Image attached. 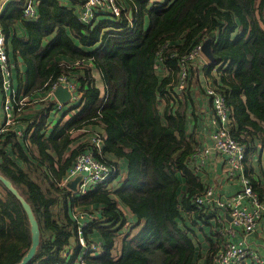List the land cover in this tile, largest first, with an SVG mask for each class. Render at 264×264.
Masks as SVG:
<instances>
[{
	"label": "trees",
	"instance_id": "obj_1",
	"mask_svg": "<svg viewBox=\"0 0 264 264\" xmlns=\"http://www.w3.org/2000/svg\"><path fill=\"white\" fill-rule=\"evenodd\" d=\"M45 1L37 21L25 22L28 38L13 40V55L26 65L28 89L67 74L79 83L78 101L61 111L49 131L45 120L55 106L42 101L27 144L14 145L18 160L5 154L9 138L0 145V174L30 204L39 224V244L27 264H73L79 258L88 264H214L215 243L224 245L228 219L211 221L223 215L220 208L194 201L204 181L188 160L203 115L191 84L201 67L205 81L223 93L233 117L229 133L258 157L257 170L251 164L245 169L264 202V0H118L120 15L99 10L104 17L90 25L58 0ZM75 1L80 7L82 0ZM20 8L1 15L2 31L21 18ZM210 31L213 60H188L185 86L178 90L182 59ZM75 60L84 62L75 66ZM94 66L105 98L94 83ZM200 91L206 95L205 82ZM85 126L90 133H75ZM81 152L117 166L85 193L62 183ZM74 210L97 215L82 227L85 245L77 238ZM30 240L25 210L0 181V264L19 261ZM93 242L101 248L90 254L85 247Z\"/></svg>",
	"mask_w": 264,
	"mask_h": 264
},
{
	"label": "built area",
	"instance_id": "obj_2",
	"mask_svg": "<svg viewBox=\"0 0 264 264\" xmlns=\"http://www.w3.org/2000/svg\"><path fill=\"white\" fill-rule=\"evenodd\" d=\"M81 5L82 10L79 18L84 22L91 21L98 10H105L114 15H120L123 10L122 4L118 0H82ZM22 13L27 17H37L35 0H25ZM202 55L203 52L199 43L182 59L176 82L178 90H181L185 86L187 76L186 62ZM83 62V60L74 61L77 66ZM60 83L64 84L71 92V97L68 101L78 98L77 94L72 93V90L76 88L75 84L64 75H60L52 81L46 80L40 87V89H43L42 93L36 91L33 96L31 93L18 94L12 85V62L8 56L5 36L0 28V143L3 136L8 132L26 136L31 129L32 118L21 120L19 118L20 114L24 113L25 108L34 102L53 99L54 89ZM205 92L211 100L212 114L209 121L211 127H209L206 136L207 143H197L188 161L195 171L204 172V164L207 159L209 161L211 150H214L221 156V162H219L223 166L226 179L233 182L237 181L239 185L236 191L223 197L220 195L215 197L212 184L208 183L205 185L203 193L197 194L194 197V201L198 205L214 203L222 211L223 215L221 216H230L228 223L222 228L229 238L213 256V263L264 264V255L254 251L246 244V236L259 227L260 218L264 215V203L259 200L245 169L248 164L249 151L243 142H240L229 133L233 117L231 115V108L227 105L223 93L217 90L211 84V81L206 82ZM100 95L105 98L104 91ZM55 105L57 108L62 107V103L58 101L55 102ZM20 124L25 125V127L23 129L19 128ZM93 142L97 146L101 143L98 134L93 136ZM116 172L117 166L99 161L94 157L92 152H81L70 166L62 183L66 184L67 181L80 174V180L77 182L76 190L73 192L85 193L90 187L103 182ZM73 217L76 221L78 241L81 245H85L86 241L81 236L82 227L91 219L97 218V215L93 212L85 213L74 210ZM218 218L219 215L216 219ZM98 244L93 242L90 245H86L85 248L90 247L89 253L94 254L95 251L101 248ZM73 264L88 263L79 258Z\"/></svg>",
	"mask_w": 264,
	"mask_h": 264
},
{
	"label": "crops",
	"instance_id": "obj_3",
	"mask_svg": "<svg viewBox=\"0 0 264 264\" xmlns=\"http://www.w3.org/2000/svg\"><path fill=\"white\" fill-rule=\"evenodd\" d=\"M19 1H21V0H0V17H1V15L13 14L17 8H20ZM58 1H59L61 6L65 7V9L71 10L72 12H75L77 15V19L81 20L79 18V15H80V12L82 10V5H80V7H79V5L77 4V2L75 0H58ZM41 2H46V1L45 0H35V9H36L38 15H39V4ZM20 9H22V8H20ZM99 12H101V11H99V10L96 11L93 19L91 21L85 22V23L86 24L89 23V25L92 23L94 24L98 21V19L104 17L103 15L100 16ZM128 12L131 13L130 10ZM38 15L35 18H31V17L24 16L22 13L21 18L14 20L11 24L9 23L10 25L8 26V31H6V30L4 31V29H3V31L1 30L5 36V42H6V47H7V51H8V56L12 62V85L18 94L35 93L36 91H38L39 93H42V91H40V86L36 87V88L28 89L29 83L25 77L26 65L19 57L17 58V60H15L14 55H13V47H14L13 40L14 39H26V38H28V32H27V29L25 27V22H27V23L28 22H36ZM114 16H118V15H114ZM82 22H84V21H82ZM0 28H3L2 24H0ZM55 35H56L55 32H52L51 34L47 35L43 41L44 42H46L47 40L49 41V39L53 38ZM61 58L68 59V60L73 59L72 56H68V55H63ZM200 58H202V57H200ZM209 61L210 60L207 57H206V59H203V62L205 64L208 63ZM91 70H92V75L94 77V83L99 88V92L101 94V92L104 91L105 87H104V82L102 80L99 69L94 66L91 68ZM197 73H199V76L197 75V78H194L193 79L194 82L191 84V90L194 94L195 99L197 100V106L198 107L196 108V111L198 113H200V115H203V119H201V117H200L199 121L196 124V127H198V133L200 135L199 141L197 143H207L206 136H207L209 127H211V124L209 122L210 119H208L210 117V115L212 114L211 100H210L209 96L205 95L204 93H201L200 88L204 82L206 84V82H208L210 80L207 79L205 81V78H207V75L205 73H203V68L199 67V70L197 71ZM63 75L66 76V78L69 81L74 83L75 86H76V84L79 85V83H77L69 75H67V74H63ZM72 93H75V90H72ZM51 101L54 102L55 107L51 109V111L48 113V116L46 117L45 125L48 126L47 131H49L51 129V127L53 126V123H54L53 121L59 117V114L62 113L64 110H66L70 107H73V104L78 101V98L76 100H73V101H67L65 103H62V107H60V108H57L55 105V102L57 101L56 99L53 98ZM40 103H41L40 101L34 102L30 106H28L27 110L24 112V114L26 116H29L32 118V122H33V118L35 116L36 108L38 107V105ZM71 110H72V112L76 113L78 111V108L75 107L74 109H71ZM207 116H208V118H207ZM68 117H69V114H66L64 118L66 119ZM18 127L23 129L25 127V125L20 124ZM31 128H32V126H31ZM205 128H206V130H205ZM85 129L87 130V126L80 128V129H77L75 131V133L82 132ZM87 131H89V130H87ZM89 133H90V131H89ZM25 137L26 136L15 135V134H13V132L6 133L2 138V141L5 138H9L5 143V145L7 146V151H5V154L7 156L13 158V159L18 160L17 156H16V151L14 149V145H26L27 141H26ZM2 141L0 144L1 146H2ZM259 147L261 150L262 144H258V148ZM262 151L263 152H262L261 157H260V162L262 164H264V148L262 149ZM191 155H192V153H191ZM248 157H249V159H247V162H248L247 165L251 164L254 167V169L257 170L258 169V159H257L258 157L255 156L252 153V151L251 152L249 151ZM220 160H221V156L219 154H217L214 150H211V152L209 153V161L207 159L206 163L204 164L205 165L204 166L205 171L201 172V174L203 175L202 179L204 181V187L208 183L215 184L214 185L215 193H218L221 197H223L226 194H229V193L236 191V189L239 187V185H238L237 181L233 182V181H229L226 179L224 172H223V166L220 167L219 171L217 170V164L221 162ZM122 168H123V165H120L119 169L121 170ZM261 182L264 184V178L263 177H261ZM262 186H264V185H262ZM217 217H218V215H217ZM215 219H216V216H214V219L211 217V221H213ZM246 242H247L246 244L248 247H250L254 251L258 252L259 254L264 255V215L260 218L259 227L254 232H252L246 236Z\"/></svg>",
	"mask_w": 264,
	"mask_h": 264
},
{
	"label": "water",
	"instance_id": "obj_4",
	"mask_svg": "<svg viewBox=\"0 0 264 264\" xmlns=\"http://www.w3.org/2000/svg\"><path fill=\"white\" fill-rule=\"evenodd\" d=\"M215 36V31H210L207 38H205L201 43V50L203 54L211 61L213 60V55L210 50V42L211 38ZM54 95L62 103L67 102L71 97V92L66 86L58 85L54 90ZM260 150V147L258 148V151ZM221 167V163L217 164V170L219 171ZM81 175L78 174L74 178L67 181L66 186L70 188L71 190H76V184L79 182ZM0 181L4 184V186L12 192L14 196L20 201L23 209L25 210V213L27 215L29 225H30V235L31 240L29 247L25 254L21 257V259L14 264H27V262L34 256L36 252L37 245L39 244L40 239V230H39V224L37 222V219L35 218V215L33 213V210L30 206V204L26 201V199L19 193V191L16 189V187L12 184V182L0 174ZM227 218L230 219V216L227 215Z\"/></svg>",
	"mask_w": 264,
	"mask_h": 264
},
{
	"label": "rangeland",
	"instance_id": "obj_5",
	"mask_svg": "<svg viewBox=\"0 0 264 264\" xmlns=\"http://www.w3.org/2000/svg\"><path fill=\"white\" fill-rule=\"evenodd\" d=\"M24 4H25V3H24ZM24 4H23V7H24ZM22 10H23V9H22ZM105 18H106V17H105ZM201 57H202L203 59H206V56H205V55H202ZM73 65L77 66V64H75V63H73ZM80 65H82V63H81ZM42 85H43V84H42ZM42 85H41V86H42ZM59 85L65 86V85L62 84V83H60ZM41 86H40V87H41ZM54 90H55V89H54ZM25 94H29V93H25ZM53 94H54V92H53ZM54 99L57 100V98L55 97V95H54ZM46 100H52V99H45V100H41L40 102H42V101H46ZM57 101L60 102L59 100H57ZM61 103H62V102H61ZM30 105H31V104H30ZM30 105H29V106H30ZM27 108H28V106H27ZM27 108H25L24 112L27 110ZM214 185H215V184H212L213 190H214ZM217 195H219V194H218V193H215V191H214V196L216 197ZM224 218H225V216H221V215H220L219 218H218V220H219V219L224 220ZM215 220H216V219H215ZM224 225H226V224H224ZM224 225H223V226H224ZM223 226H222V228H223ZM225 236H226L227 239L229 238V237L227 236V234H226ZM227 239H226V240H227ZM117 244H118V243H117ZM215 246H216V249L219 248V247H218V243H215ZM217 250H218V249H217ZM217 250L215 251V249H214V253H213V255H215V253L217 252Z\"/></svg>",
	"mask_w": 264,
	"mask_h": 264
}]
</instances>
